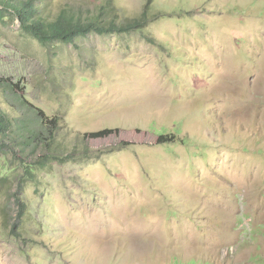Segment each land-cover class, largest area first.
<instances>
[{
  "label": "rangeland",
  "instance_id": "obj_1",
  "mask_svg": "<svg viewBox=\"0 0 264 264\" xmlns=\"http://www.w3.org/2000/svg\"><path fill=\"white\" fill-rule=\"evenodd\" d=\"M112 2L103 23L144 27L55 55L18 20L0 35L2 79L60 121L56 139L33 123L28 214L0 190V264H264V0Z\"/></svg>",
  "mask_w": 264,
  "mask_h": 264
},
{
  "label": "trees",
  "instance_id": "obj_2",
  "mask_svg": "<svg viewBox=\"0 0 264 264\" xmlns=\"http://www.w3.org/2000/svg\"><path fill=\"white\" fill-rule=\"evenodd\" d=\"M48 6V0H0V35L3 29L9 28L8 26L18 20L21 34L28 35L43 46L53 49L51 54L55 55V49L57 50L56 46L59 43H73L77 49H80L78 39L93 32L141 29L145 25L144 19L147 12L144 13L142 19L131 18L119 25L116 22L118 13L111 12L113 18L108 24L102 22L105 11L115 10L112 0H106L99 7L98 14L91 16H84L79 9H74L64 3L58 15L53 17ZM116 10L118 12L117 8ZM3 77L0 75V190L15 201L19 219L28 214L27 203L23 197L26 183L39 181L36 174L38 167L34 164L35 160H32V156L36 155L41 145L36 140L40 136V131L33 126V123L39 119V123L47 128L53 139H56L60 130V127H57L60 126V121L53 117L49 118L43 108L35 105L26 96V84L19 91V82L12 83L6 78L2 79ZM11 92L15 95L13 101L9 99ZM25 107L33 113L30 120L17 116L19 115L17 110ZM112 133L113 130L106 129L92 132L90 135L105 137ZM160 139L162 141L160 143L174 140V138ZM45 148L47 149V145ZM41 157L47 160L38 159L39 169H46L49 163L57 162L61 158L54 151L45 153Z\"/></svg>",
  "mask_w": 264,
  "mask_h": 264
}]
</instances>
